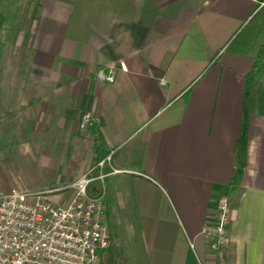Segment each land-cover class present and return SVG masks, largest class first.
<instances>
[{"label": "crops", "instance_id": "1", "mask_svg": "<svg viewBox=\"0 0 264 264\" xmlns=\"http://www.w3.org/2000/svg\"><path fill=\"white\" fill-rule=\"evenodd\" d=\"M262 13L264 0H36L18 40L28 71L10 88L8 114L26 127L16 158H61L74 185L111 155L104 179L135 224V264H264V116L250 76L264 57L245 34ZM104 66L115 82L98 80ZM86 113L97 121L82 128ZM223 200L229 240L213 251L201 231Z\"/></svg>", "mask_w": 264, "mask_h": 264}, {"label": "built area", "instance_id": "2", "mask_svg": "<svg viewBox=\"0 0 264 264\" xmlns=\"http://www.w3.org/2000/svg\"><path fill=\"white\" fill-rule=\"evenodd\" d=\"M121 69L127 70L126 65ZM117 70L115 66H104L97 78L113 83ZM96 121L92 113H86L80 125L87 128ZM110 160L111 155L98 160L97 178L91 176L93 168L73 185L75 195L66 205L49 199L53 190L12 189L0 193V264H107L111 233L104 196L92 197L89 186L108 175ZM231 214V203L223 200L217 204L215 217L205 222L201 234L211 250L227 246Z\"/></svg>", "mask_w": 264, "mask_h": 264}, {"label": "rangeland", "instance_id": "3", "mask_svg": "<svg viewBox=\"0 0 264 264\" xmlns=\"http://www.w3.org/2000/svg\"><path fill=\"white\" fill-rule=\"evenodd\" d=\"M35 3L36 0H0V13L4 16V23L0 27V193H6L5 191L12 188L32 191L24 189V186L30 188L40 186L45 190L38 191H54L49 195V199L54 204L66 205L75 195L74 171L68 168L66 162L62 164L61 158L58 157L46 163L35 158H16L18 145H21L18 139L24 134L26 127H23V122L19 123L13 112L8 114V110L16 105V97L10 88L22 85L24 75L28 71V64L23 62L21 57L23 47L18 45V40L22 31L29 25ZM245 34L252 35L254 53L258 51L256 53L258 57H264V13L253 20ZM251 40L249 42H252ZM252 84L253 93L256 94L257 83ZM29 128L33 129L32 126ZM27 137L30 139L27 145L31 147L35 145L32 136ZM61 144L57 141L53 143L58 148ZM94 173L93 176L99 175L98 169L95 168ZM89 193L92 197L104 196L106 221L115 239L113 250L116 252V263L135 264V259L144 256L139 252L140 247L132 246L135 224L129 220L128 207L119 210L116 206L112 179L93 181L89 186ZM219 255L216 258L217 264H224ZM127 256H129L128 263ZM140 259L139 264H141ZM110 261L109 258V264ZM227 264L231 263L227 262Z\"/></svg>", "mask_w": 264, "mask_h": 264}, {"label": "trees", "instance_id": "4", "mask_svg": "<svg viewBox=\"0 0 264 264\" xmlns=\"http://www.w3.org/2000/svg\"><path fill=\"white\" fill-rule=\"evenodd\" d=\"M4 16L0 13V27L4 23ZM251 78L257 82V112L264 116V59L257 61L251 72ZM95 143L98 152L103 150V139L101 133L95 132Z\"/></svg>", "mask_w": 264, "mask_h": 264}]
</instances>
